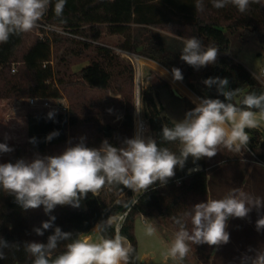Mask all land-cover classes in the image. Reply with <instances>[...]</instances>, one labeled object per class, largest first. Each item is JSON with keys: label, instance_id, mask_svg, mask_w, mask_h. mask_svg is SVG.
Listing matches in <instances>:
<instances>
[{"label": "trees", "instance_id": "1", "mask_svg": "<svg viewBox=\"0 0 264 264\" xmlns=\"http://www.w3.org/2000/svg\"><path fill=\"white\" fill-rule=\"evenodd\" d=\"M195 2L196 0H67L63 15L57 17L54 13L55 0H52L42 20L92 42L101 43L105 33L122 36L125 43L120 49L158 63L170 72L173 67L179 68L183 75L180 82L200 98L224 100L222 95H218L215 86L208 88L204 85L203 81L209 77L227 78L228 87L232 90L238 89L232 101L237 106H242L239 102L249 93H264V85L235 60L236 55L231 50L229 37V34H239L241 38L258 42L264 49V0L260 4H250L245 13L239 12L232 4L216 9L211 0H203L204 11L199 12L195 9ZM134 26L140 32L134 33ZM151 28H162L171 34L172 38L148 30ZM192 36L199 38L205 46H218L219 54L215 64L200 70L180 59L183 40ZM28 40V34L22 33L10 37L7 43L0 44V99L60 98V90L52 89L48 84L54 78L52 67L44 68L43 64L51 60L54 49L58 52L68 41L73 40L59 35L52 36L51 40H41L37 36L31 45L26 47ZM78 42L86 47L94 46L86 41ZM95 47L104 58L116 54L106 47ZM12 63H20L21 75L10 74ZM123 71L128 74L130 84L126 101L119 102L116 107L106 100H99L91 105L93 112L109 108L121 115L123 121L119 127L117 141L113 140L115 130L110 126L98 125L92 135L78 132L79 118L74 111L69 114H55L53 118L43 113L28 114L27 132L31 141L35 138L34 150L42 154L57 155L66 144L69 146V141L74 145L81 137L88 147H99L105 139L113 146L119 147L125 138H132L135 126L136 69L129 63L123 67ZM78 76L91 89L107 90L112 81V74L97 62L84 67ZM142 82L147 84L141 92L142 113L148 123L151 137L160 147H167L178 154V142H165L162 139V127H172L175 123L162 115L164 108L160 102V93L169 90V84L153 71H149ZM184 101L186 112L195 107L189 106L187 99ZM67 130L70 131V136ZM54 131L59 135L47 140L46 137ZM246 131L250 132V129ZM258 138H250L247 146L250 151L255 150ZM260 159L264 162V154L260 155ZM5 162H15V157H10ZM0 163L3 162L0 160ZM191 167L185 165L182 170L177 167L179 170L175 177L163 186L157 182L140 195L134 205V193L131 190L122 185H113L106 186L96 196L89 193L87 198L82 200L84 206L81 205L80 208L57 206L52 212V215L56 216L55 224L63 231L73 233V238H81L90 231H95V226L108 215L127 213L120 234L126 237L134 248L130 264H139L138 242L135 236V219L138 215L169 221L178 229L174 218L181 217L186 211H190L191 206L208 199L209 174L206 167L203 171L184 178L185 172ZM106 188L123 196L118 199L119 203L115 200L109 203L103 198L102 193ZM48 218L43 206L24 210L15 202L14 197L0 189V237L10 244V247L4 249L6 259L0 260V264H32L33 257L25 251L24 243L47 242L50 231H46L44 236H37L32 229ZM187 225L190 229V220ZM99 234L101 236V233ZM103 235L114 237L115 229L109 228ZM69 242L71 241L61 242L53 255L64 251L65 244ZM192 248L202 260L208 261L212 256V248L207 244L192 245Z\"/></svg>", "mask_w": 264, "mask_h": 264}, {"label": "clouds", "instance_id": "2", "mask_svg": "<svg viewBox=\"0 0 264 264\" xmlns=\"http://www.w3.org/2000/svg\"><path fill=\"white\" fill-rule=\"evenodd\" d=\"M67 0H55L54 13L63 15ZM216 9L234 5L239 12L245 13L250 4H260L262 0H211ZM52 0H0V44L10 37L31 32L47 13ZM196 11H204L203 0H196ZM218 46H205L195 37L183 40L180 59L195 69L215 64ZM162 75L167 69H161ZM172 77L182 81L179 68L171 69ZM208 88L216 87L219 98L197 97L195 107L187 111L183 119L172 127H162L165 142H178V154L167 147H160L151 136L137 135L125 138L122 144L113 146L107 139L99 147H88L83 137L74 145L69 141L57 155L39 154L31 160L24 158L15 162L0 163V189L14 197L15 202L24 210L43 206L48 219L40 226L33 227L37 236L51 234L47 242L29 241L24 243L27 253L33 257L32 264H130L134 248L126 237L120 234L124 215L111 214L94 228L101 233L98 241L73 238V233L63 231L55 224L52 212L57 206L80 208L81 201L88 194L93 196L106 186L122 185L133 193H145L159 182L161 186L175 177L176 169H184L189 157L193 163L203 158H213L221 147L239 153L247 148L250 136L246 129H256L264 122V93H249L239 102L233 103L238 89L232 90L227 78L209 77L203 81ZM139 112V100L134 105ZM257 110V111H254ZM54 111L48 113L53 118ZM54 131L46 139L58 136ZM30 142H35V138ZM14 149L7 143H0V154L11 153ZM198 168L189 171H197ZM136 201H133L135 203ZM119 203V201H117ZM255 210L257 232L264 231V200L253 197L239 188L222 199H207L191 206L181 217L174 218L178 230L174 233L169 256L173 261H183L191 252V245L220 246L230 241L226 231L229 218L247 219ZM190 220L189 229L187 221ZM109 228L115 229L114 237L103 235ZM149 235L156 227L149 224ZM65 250L53 255L61 242ZM10 244L0 237V260L6 259L4 249ZM241 264H264V252L255 251L254 255L241 257Z\"/></svg>", "mask_w": 264, "mask_h": 264}, {"label": "rangeland", "instance_id": "3", "mask_svg": "<svg viewBox=\"0 0 264 264\" xmlns=\"http://www.w3.org/2000/svg\"><path fill=\"white\" fill-rule=\"evenodd\" d=\"M132 28L134 33L140 32L137 27ZM148 30L172 38V35L162 28ZM27 34L29 40L26 47H29L31 42L37 38V31L33 29ZM229 37L231 39V50L236 55L237 61L264 85V49L262 45L256 41L241 38L239 34H229ZM101 43L113 48H122L125 38L105 33ZM138 57L143 61L139 67L130 55L124 57L113 54L111 57L104 58L95 46L86 47L75 39L68 41L58 52L54 49L50 60L54 78L48 84L51 85L52 89L58 88L60 90L61 98H65L66 104L69 106V112L74 111L78 116L80 124L78 132L92 135L96 126H110L115 130L113 140H118L119 127L123 121L121 115L109 108L93 112L91 105L99 100H106L116 107L119 102L126 101L130 84L127 79L128 74L123 71V67L129 63H132L136 69L134 104H137L138 99V79L141 95L142 89L147 86L142 82L143 78L149 71H153L169 84V90L160 93V102L164 108L162 115L176 122L183 119L186 113L184 99L189 101V106H195L193 101L197 96L182 82L174 80L170 71L162 75L160 70L166 68L153 61ZM95 62L102 64L112 74L111 85L107 90L91 89L78 76V73L84 67ZM13 66L18 70L15 74L12 73ZM207 67H202L200 70ZM10 74L21 75L20 63H12ZM175 87H177L182 99L174 95L173 90H175ZM30 99H0V143H7L9 147L14 149L11 153L0 154L1 162L7 161L10 157H15L16 161L20 158L31 160L37 154L47 155L34 150V143L30 142L31 140L28 137L26 118L28 114H48L49 111L32 107ZM54 104L58 105L59 103ZM140 110L145 124V136H151L148 123L143 117L142 101ZM136 112L135 108V126L132 138L135 137ZM67 134L70 136L69 130H67ZM261 140L262 138L259 136L253 151H250L247 147L239 153H235L221 147L213 158H203L196 162L204 163V167H206L209 174L208 199H222L229 195L233 189L239 188L250 196L260 197L264 200V166L260 162V155L264 154V141ZM67 146L68 144L59 152L61 153ZM186 165H194L191 157H189ZM209 167L211 168L209 169ZM178 170L177 168L176 172ZM102 196L109 203L113 200L117 202L118 199L123 197L110 188L104 189ZM81 205L84 206L82 201ZM257 219L258 216L255 210L249 214L247 219L229 218L226 231L230 234V241L220 246H211L212 256L208 261L200 259L192 245L191 252L183 261L179 258L173 261L169 256V249L174 239V233L178 229L169 221L156 218L148 219L138 215L135 219V236L138 242L139 264H142V259L145 260L144 264H241L243 255L252 256L256 250L264 252V231L257 232L255 228ZM149 224L156 227V231L151 235L146 231ZM99 238V232L95 231H90L81 237V239L93 241H98ZM259 243L262 244L261 247H258Z\"/></svg>", "mask_w": 264, "mask_h": 264}, {"label": "built area", "instance_id": "4", "mask_svg": "<svg viewBox=\"0 0 264 264\" xmlns=\"http://www.w3.org/2000/svg\"><path fill=\"white\" fill-rule=\"evenodd\" d=\"M35 29L37 31V36L41 40H45L47 38L51 40L52 36L59 35V36L68 37V38H70L72 40L75 39V40H78V41H86V42L91 43L94 46L106 47L108 49L113 50L116 54H119V55L124 56V57L125 56L128 57V55H130V56H134L135 55V54L128 53V52H126V51H124V50H122L120 48H113V47H110V46L103 45L102 43H97V42H92V41L86 40L85 38H82V37H80V36H78L76 34H73L70 31L65 30V29H63L61 27H57V26L48 24L45 21H43L42 19L39 22L38 27H36ZM51 65H52V62L49 61V62H45L43 64V67L46 68V67L51 66ZM17 71H18L17 68L15 66H13L12 67V73L15 74ZM54 103H59V104L57 105V104H54ZM30 105L32 107H35V108L48 110L49 112L50 111H54L55 114H69V106L66 104V99L65 98L62 99L61 97L58 98V99L31 98L30 99ZM57 111H59V112H57ZM260 162L264 166V162L263 161H260ZM195 168H198V170L197 171H192V172L189 171L190 169H195ZM203 170H204V166L203 165H200V164L194 165V166H192L191 168H189L185 172L184 178H187L188 176H190L192 174H195V173H198V172H201ZM142 194L143 193H134V201H136V202L133 203V205L137 203L139 196L142 195ZM124 216L126 218L127 213H125Z\"/></svg>", "mask_w": 264, "mask_h": 264}, {"label": "bare ground", "instance_id": "5", "mask_svg": "<svg viewBox=\"0 0 264 264\" xmlns=\"http://www.w3.org/2000/svg\"><path fill=\"white\" fill-rule=\"evenodd\" d=\"M133 59L135 60V62L137 63V66L139 67V65L142 64L143 61H141V59L134 55L132 56ZM141 68V67H140ZM179 87V86H178ZM176 92H178L177 87L174 88ZM182 92V90H180ZM137 111V110H136ZM140 135L142 137H146V132H145V124L142 120L141 117V110L138 112H136V130H135V136Z\"/></svg>", "mask_w": 264, "mask_h": 264}, {"label": "crops", "instance_id": "6", "mask_svg": "<svg viewBox=\"0 0 264 264\" xmlns=\"http://www.w3.org/2000/svg\"><path fill=\"white\" fill-rule=\"evenodd\" d=\"M236 61H237V59H235ZM238 62V61H237ZM248 70V69H247ZM180 99H182V98H180ZM184 99V98H183ZM264 122H261V125H260V127H258V128H256V129H250V132H248V134H249V136H250V138H253V137H255V136H257V137H261L262 138V142L264 141ZM247 130V129H246ZM197 164H200V165H203L204 166V163H195L194 165H197ZM194 165H191V166H194ZM211 167H209V169H210ZM262 246V244H258V247H261ZM141 263L142 264H144L145 263V260L144 259H142L141 260Z\"/></svg>", "mask_w": 264, "mask_h": 264}, {"label": "water", "instance_id": "7", "mask_svg": "<svg viewBox=\"0 0 264 264\" xmlns=\"http://www.w3.org/2000/svg\"><path fill=\"white\" fill-rule=\"evenodd\" d=\"M139 83H140V81H139V79H138V99H137V101L139 100V111H140V104H141V95H140V87H139ZM173 93H174V95L176 96V97H179V98H181V95L178 93V92H176L175 90H173Z\"/></svg>", "mask_w": 264, "mask_h": 264}]
</instances>
